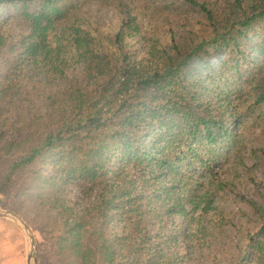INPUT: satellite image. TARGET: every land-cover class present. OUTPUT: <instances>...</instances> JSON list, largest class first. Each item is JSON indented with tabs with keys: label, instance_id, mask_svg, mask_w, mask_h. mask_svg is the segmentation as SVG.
Segmentation results:
<instances>
[{
	"label": "trees",
	"instance_id": "1",
	"mask_svg": "<svg viewBox=\"0 0 264 264\" xmlns=\"http://www.w3.org/2000/svg\"><path fill=\"white\" fill-rule=\"evenodd\" d=\"M82 1L0 0V106L26 116L0 138V196L36 211L64 264H207L216 230L237 227L210 215L219 170L245 114L264 116V0H102L119 19L106 36L88 18L69 25ZM33 65L56 88L25 92ZM253 157L263 181L236 264H264V153Z\"/></svg>",
	"mask_w": 264,
	"mask_h": 264
},
{
	"label": "rangeland",
	"instance_id": "2",
	"mask_svg": "<svg viewBox=\"0 0 264 264\" xmlns=\"http://www.w3.org/2000/svg\"><path fill=\"white\" fill-rule=\"evenodd\" d=\"M80 12V15L75 16L68 22L69 25L76 21L78 25L81 24L83 28L89 29L87 25H84V23H87L84 18H88L92 24L90 28L96 35L106 36L110 32L118 30L119 19L115 7L105 4L102 0H89V2L83 4ZM141 47L142 44L138 42L136 48L139 50ZM44 73L43 67L31 66L30 71L23 78V82L26 84L23 90L31 92L34 89L48 92L52 88H56L55 83L47 79ZM63 84H66V82ZM12 103H15V101H9L0 106V138L3 141L12 139L19 132L22 123L26 119L25 113L18 107H14ZM33 104L36 109L44 103H41L38 96ZM32 109L34 110L33 107ZM256 113L255 116L249 113L245 114L240 129L241 145L236 154L237 156L233 154L219 170L222 188L215 192L211 204L213 209L210 211V215L217 219L219 217L218 212L222 210L226 214L225 217L234 222L237 227L230 231L225 230V226L216 230L219 236L216 238L213 250L219 251V255L216 258L211 257V261L207 264H236L232 263L231 253L232 248L239 239L237 229L240 225L245 226L250 217V209L246 204V199L257 198L256 186L252 180L256 179L258 183L263 181L261 173L256 168L251 167L255 162L254 153L259 157L264 153V116L260 117V112ZM221 159L224 161L223 158ZM9 161L10 159H5L0 162V182L9 166ZM15 193V190H13L7 196H0V212L11 214L8 218L0 217V264H35V259L37 264H64L68 256L61 252L57 244L55 245L50 235V229L42 225L32 207L28 206L23 211L17 208L18 201L15 198ZM76 196L77 193L73 197L78 202L77 206L79 208L87 207L90 204V199H80L78 196L79 199L77 200L78 197L76 198ZM12 214L21 218L32 231L35 238V250L28 234L12 219ZM183 222L181 217H176L175 220L166 218L160 230L166 232L168 229L175 228L176 231L180 227L178 228L175 225H182ZM158 227L157 225L156 228L158 229ZM121 231L122 227L117 226L116 232ZM234 233L238 235L235 236ZM205 251L209 253L211 249ZM197 256L193 254L188 264H199L200 262L195 258Z\"/></svg>",
	"mask_w": 264,
	"mask_h": 264
},
{
	"label": "water",
	"instance_id": "3",
	"mask_svg": "<svg viewBox=\"0 0 264 264\" xmlns=\"http://www.w3.org/2000/svg\"><path fill=\"white\" fill-rule=\"evenodd\" d=\"M10 215L11 214L4 213V212H0V217L8 218V217H10ZM12 219L15 220L26 231V233L28 234L29 238L32 241V243H31L32 244V247L35 250L36 249L35 248V238L33 237L34 235L32 234V231L23 222V220L21 218H19L18 216L12 214ZM31 258H32V256H31ZM35 264H37L36 259H35Z\"/></svg>",
	"mask_w": 264,
	"mask_h": 264
}]
</instances>
